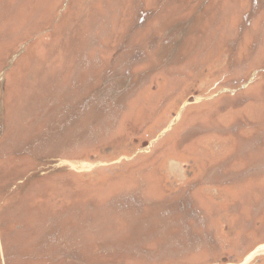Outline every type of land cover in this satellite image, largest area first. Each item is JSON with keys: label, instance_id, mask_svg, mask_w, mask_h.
<instances>
[{"label": "rangeland", "instance_id": "rangeland-1", "mask_svg": "<svg viewBox=\"0 0 264 264\" xmlns=\"http://www.w3.org/2000/svg\"><path fill=\"white\" fill-rule=\"evenodd\" d=\"M0 264H264V0H0Z\"/></svg>", "mask_w": 264, "mask_h": 264}, {"label": "bare ground", "instance_id": "bare-ground-1", "mask_svg": "<svg viewBox=\"0 0 264 264\" xmlns=\"http://www.w3.org/2000/svg\"><path fill=\"white\" fill-rule=\"evenodd\" d=\"M252 257H250L247 261H249ZM248 263V262H247Z\"/></svg>", "mask_w": 264, "mask_h": 264}]
</instances>
